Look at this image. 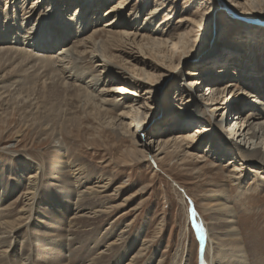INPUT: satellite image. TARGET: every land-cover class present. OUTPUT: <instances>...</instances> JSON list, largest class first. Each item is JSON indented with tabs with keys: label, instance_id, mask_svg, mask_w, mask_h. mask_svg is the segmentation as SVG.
<instances>
[{
	"label": "bare ground",
	"instance_id": "6f19581e",
	"mask_svg": "<svg viewBox=\"0 0 264 264\" xmlns=\"http://www.w3.org/2000/svg\"><path fill=\"white\" fill-rule=\"evenodd\" d=\"M26 1L4 0L2 7L0 0V106L6 111L18 107L23 124L34 125L39 133L45 134L51 140L54 151L62 152L65 148L67 125L80 124L79 115L70 110V106L67 107L76 100L82 105L83 115L92 117L96 122L93 128L109 126L117 136H129L141 148L137 149L144 161L147 158L161 159L172 153L179 160H205L204 155L197 154V151L208 138L205 146L207 158L221 164L226 156L231 157V161H228L231 169L226 180L238 185L242 191H248L253 187L248 188L249 185L246 188L244 181L250 174L264 178V98L258 96L262 91L252 88L250 84L254 81V74L257 75V65L249 66L250 71L243 72L249 74L239 90L232 80L235 77L232 74L236 73L224 66L208 67L200 73H184L182 68L186 61L183 60L188 57V52L184 51L179 62L172 67H168L162 58L150 57L151 53H148L149 62H154L151 63L153 71H165L160 77L139 66L129 65L127 61L130 58L144 65L147 56H135L130 52L129 57L119 58L115 63L104 50L107 42L121 38L123 43L129 45L127 49L132 51L137 48L133 52L141 53L139 43L147 33L153 44L161 42L166 47L172 43L176 48L177 40L173 39L172 34L174 27H179L184 18L174 24L178 26L167 29L169 23L166 20L163 23L157 21L165 8L160 6L164 2L156 0V4L146 11L149 1L144 0L139 9L126 19L124 17L128 13L125 11L130 0H111L113 3L109 5L110 0H87L86 5L81 9L76 8L71 14L63 8L66 0H54L43 12L41 9L45 0H31L30 6L26 5ZM216 1L215 12L228 10L233 17L239 14L235 11V7H241L237 5L238 0ZM104 5L107 9L102 11ZM95 8L97 21L90 18ZM241 17L245 33L256 28L255 17ZM101 18L107 19L98 23ZM53 25L57 28H52ZM45 27L53 30H43ZM58 30L69 38L63 39V43L56 48H52L46 34L43 35L46 39L44 42L33 44L39 34ZM103 35L106 38L101 37ZM168 35L171 40L167 39ZM43 36L40 39L43 40ZM73 37L75 39L70 41ZM176 52L177 49L174 54ZM207 54L209 57L214 54L211 64L218 63L220 52ZM227 58H220L219 61L225 64ZM109 79L115 82L110 88L107 86ZM202 84L206 85V89L197 95ZM172 87L176 90L171 106L176 107V99L184 97L181 100L186 107L182 109L181 119L176 120V111H168L171 116L168 121L171 123L152 134L151 138L142 139L140 136L146 132L148 102L162 94L160 88L165 92ZM116 109L119 113L114 112ZM51 113H54V118L50 116ZM232 113L236 115L232 116ZM207 118L210 122L205 125ZM193 124L199 126L188 131ZM167 133L171 135L163 139ZM29 157L26 153L18 155L20 174L26 169L31 171L24 182L26 191L21 198V208L16 213L9 211L12 204L8 205L7 202L6 206L2 203L3 197L11 194L12 190L9 182L0 181V264H164L156 252L146 257L149 246L141 240L145 232L130 237L126 235L130 230L128 226L100 231V222L108 217L115 204L104 199L111 181L110 174L97 173L89 163L77 157H73L68 165L62 162L36 163ZM52 173L58 175V184L54 182L51 187L43 185L42 178ZM66 173L69 179H66ZM175 187L185 196L183 188L177 183ZM58 190L64 193L59 194ZM46 192L55 199L45 195ZM220 199L223 197L218 198L213 194L205 203L212 208L208 207L209 210L221 209L222 212L223 209L226 213L224 217L221 216L223 220L216 221L215 225L212 223L208 226L199 214L198 218L194 217L192 208L190 211L194 217L192 225L202 246L200 264H252L246 252L248 249H245V244L242 245L241 233L234 227V207L225 204L223 207ZM58 208H62L61 212ZM214 218H218L215 212ZM44 225L51 227V230L45 232L32 228H42ZM22 228H25L24 232Z\"/></svg>",
	"mask_w": 264,
	"mask_h": 264
},
{
	"label": "rangeland",
	"instance_id": "374dc122",
	"mask_svg": "<svg viewBox=\"0 0 264 264\" xmlns=\"http://www.w3.org/2000/svg\"><path fill=\"white\" fill-rule=\"evenodd\" d=\"M3 1L2 7H4ZM53 1L45 0L42 5V12ZM66 1V6L63 8L68 9L69 14H71L76 8L79 7L81 9L86 5L87 0ZM143 1L130 0L125 11L128 15L124 18L128 19L131 13L139 9ZM148 1L149 4L146 7V11L156 4V0ZM159 1L160 3L164 2L160 6L165 8L160 13L157 21L163 23L166 20L169 23L166 26L167 29L171 26H178L174 24H178L179 19L184 18L183 23L180 22L179 27H174V33L172 34L173 39L177 40L175 41L176 48L175 44L172 43H169L170 45L167 44L166 47H163L164 44L161 42H154L153 44L149 33L139 43V47L142 49L141 53L133 52L137 48L132 51H130V48L127 49L129 45L123 43V39L120 38L122 41L120 39H113L111 43H106L104 50V52L106 51V56H109L112 62L116 63V61H119V58H127L131 53L132 55L135 54V56L141 54L147 56L144 65L127 58L129 65L139 66V68L146 69L161 77L165 71L163 73H159L157 70L153 71L152 64L154 62H149V55L150 57L153 55L154 58H162L168 67H172L171 65L177 64L182 57L181 54L186 51L189 55L183 60L186 61V64L182 68L184 73H192L194 71L200 73L208 67L220 68L224 66L236 73L232 74V76H235L232 80L236 85V89L239 90L242 89L241 85L249 74H244L243 72L250 71L251 67L257 65V75L254 74V81L251 83L248 81V83L252 84V88L254 89L259 88L258 90H261L262 94L258 96L264 98V0H238L237 5L241 7H235V11L239 13L235 17L228 10L215 12L214 6L218 3L216 0ZM111 3H113L111 0L108 1V5ZM26 5L30 6L31 0H27ZM105 9H107V6L104 5V8H101V10L104 11ZM200 9L203 11H200ZM96 11L97 9L95 8L90 18H94L97 21ZM19 14L21 16V13ZM143 16L141 15V17ZM241 16L256 18L254 21L257 23V26L253 31L247 32L248 34L245 33L244 25L241 23V20H243ZM106 19L101 18L98 23ZM51 24H54V22ZM157 25L159 26L160 24ZM52 28L56 29L57 27L53 25ZM52 28L45 27L43 30H53ZM177 28L178 30H176ZM55 32L39 34V37L33 44L40 45L41 42H44L46 40L45 34L48 36L52 48H56L58 44L63 43V39L69 38L63 36L64 32L62 30ZM180 33L183 36H180ZM40 36H43V40L40 39ZM101 37L106 38L104 35ZM166 37L167 39L171 38L169 35ZM73 39L75 37L71 38L70 41ZM146 41H148V44ZM176 49L177 55L174 54ZM213 51L220 52V58L229 57L225 61L226 65L224 62L221 63L219 61L220 58L217 64H211L210 61L213 59L214 54L209 57L207 53ZM148 53L151 54L147 55ZM205 54H207V58ZM114 83L113 80L109 79L107 86L110 88ZM161 85L160 87H162ZM205 86V84H202L196 94L199 95L201 92H204ZM175 90L176 88L172 87L164 92V89L160 88V93L162 94L148 102L149 108L146 111L147 117L145 120L146 132H144V137L140 136L142 139L151 138L152 134L159 132L161 128L171 123L168 121L171 118L168 111H176V120L181 119L184 112L182 109L186 105L181 100L184 97H178L175 101L176 107L171 106L172 101L174 102L173 94ZM78 105L79 102L76 100L67 105V107L70 106L68 107L70 110H74L79 115L80 124L67 125L66 135H64L65 148L62 152L61 150L60 152L54 151L51 140L45 137V134L39 133L34 125L23 124L18 107L6 111L3 106H0V181L9 182L12 190L11 194L8 193L7 197H3L2 203L6 206L7 202L8 205L12 204L9 208L10 212L16 213L21 208V198H23V194L26 191V184L24 182L28 177L27 174L31 171V169H26L20 174L21 163L18 159L19 153L28 154L30 156L28 159L36 163L62 162L63 165H68L73 157H77L89 163L92 168L96 169L97 173L111 175V181L105 190L104 194H106V197L104 199H108L115 204L108 217L100 222L99 229L101 232L110 227L119 230L123 226H128L130 230L126 235L130 237L145 232L144 238L141 240H144L146 245L149 246V254L146 257L152 252H156L158 258H161L164 264H200L202 246L192 225V218H198L200 215L204 220L203 222L208 226H211L212 223L215 225L217 222L223 220L222 218L226 215L223 209L222 212L221 209H218L219 211H214V209L209 210L210 206L205 204L209 196L214 194L218 198L223 197V199H220L223 207L227 205V207H234V212L232 213V217L235 215L232 218L235 224L234 227H237L241 233L240 236L243 238L242 245L245 244V249H248L246 252H248L250 262L252 264H264V178H258L257 175L250 174L244 181L246 188L249 185L248 188L253 187L252 190L248 191H242L238 185L226 180L227 174L231 169V164H228L231 161V157L226 156L221 164H216L217 161L213 158H207L205 146H207L208 138L204 141V146H201L197 151V154L204 155L205 160H198V162H195L196 160L191 158L179 160L172 153L162 156L161 159L147 158L144 161L140 158L141 153L138 150L141 148L136 146L132 138L129 136L125 137L124 135L117 136L109 126L99 128L100 130L93 128L96 126V122H94L92 117L83 115L82 105H79V107ZM86 110L88 109L86 108ZM114 112L119 113L118 109ZM235 113H232V116L236 115ZM50 116L54 118V113H51ZM209 120L207 118L208 122H205V125L210 122ZM229 121L225 122V124L227 125ZM195 126H199V124H193L188 131L194 129ZM170 135L171 133H167L163 139H167ZM137 138H139V135ZM65 175L66 179H69L68 173ZM57 176L56 173L45 175L44 179L42 178L43 185L51 187L54 182L58 184L59 179ZM259 176L262 175L259 174ZM174 182L184 189L185 196L175 187L176 183ZM62 193L64 192L59 191V194ZM223 193L225 196H223ZM8 195L10 196L9 198ZM45 195H48L52 200L55 199V196L49 192H46ZM110 197L111 199H109ZM58 199H61V197ZM60 203L62 204V202ZM191 208L194 210L192 211L195 215L194 217L190 215ZM61 209L58 208V211L61 212ZM251 211L252 214L250 213ZM214 212L218 218H214ZM55 214L59 216L56 211ZM222 215L223 217H221ZM34 227L32 228L45 232L51 230V227L45 225L42 228ZM24 229L22 228L23 232Z\"/></svg>",
	"mask_w": 264,
	"mask_h": 264
}]
</instances>
